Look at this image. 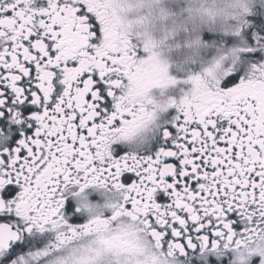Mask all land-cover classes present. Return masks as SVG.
I'll list each match as a JSON object with an SVG mask.
<instances>
[{"label":"flooded vegetation","instance_id":"af4514ba","mask_svg":"<svg viewBox=\"0 0 264 264\" xmlns=\"http://www.w3.org/2000/svg\"><path fill=\"white\" fill-rule=\"evenodd\" d=\"M143 6L0 0V264H119L130 231L172 261L264 262V30L216 52ZM217 53L257 67L215 84Z\"/></svg>","mask_w":264,"mask_h":264},{"label":"rangeland","instance_id":"374dc122","mask_svg":"<svg viewBox=\"0 0 264 264\" xmlns=\"http://www.w3.org/2000/svg\"><path fill=\"white\" fill-rule=\"evenodd\" d=\"M230 2H236L235 0H229ZM134 5L142 6L144 4L143 14H140L136 19L141 20H151L153 19L149 12L148 6H159L167 4V6L173 9L175 6L177 9L182 10V19H189L193 27V31L199 33L201 36L208 30V40L209 44L215 45V51L219 52L221 48L225 49V52H230V50L236 51L240 46L245 47V45H240L239 41H232V39L241 37V29L236 28V31L231 30V26L247 28L253 21H243L241 20L238 23L236 18L244 19L248 17H261V23H264V0H237L236 3L229 5L226 3V0H132ZM182 5V6H181ZM188 10V11H185ZM191 14V17L188 16ZM193 15V17H192ZM232 17H235L234 19ZM193 22V23H192ZM229 31H228V30ZM228 32V33H227ZM223 33H227V41L224 45L221 39H218V36ZM194 35V33H193ZM199 39L197 35V40ZM238 40V39H236ZM211 42V43H210ZM206 43V39H205ZM248 50V47H245ZM242 53V51H237ZM198 55H204L205 48H202L197 51ZM245 55V54H244ZM238 57V54H234L230 57V62L228 65L223 64L222 54L213 55V70L211 79L215 84L223 82L227 77L233 79L234 75L241 73L237 78L245 76L248 74L251 69L257 66H250L248 61L242 66L241 71L237 70V64L233 66L232 59ZM243 57L242 59H244ZM251 62V61H249ZM248 66V68H247ZM229 68V70L227 69ZM246 69V70H245ZM244 70V71H243ZM136 229V226L132 227ZM129 237H124L123 239L128 241V244L123 246L122 249H118V262L119 264H188L182 260H168L164 258L157 249L152 247L150 242L146 239L145 241L142 238H139L135 231L129 232ZM85 252V251H84ZM76 257L68 259L62 264H91L92 261L96 260V251H86L84 254L80 253ZM45 264V263H39ZM49 264V263H46ZM242 264H246L244 261ZM261 264H264L262 261Z\"/></svg>","mask_w":264,"mask_h":264},{"label":"trees","instance_id":"16d2710c","mask_svg":"<svg viewBox=\"0 0 264 264\" xmlns=\"http://www.w3.org/2000/svg\"><path fill=\"white\" fill-rule=\"evenodd\" d=\"M237 2V0H235ZM236 2H230L229 0H226V3H228L229 5H231L232 3H236ZM233 19L235 17H232ZM235 20H238V23L243 20V21H253V23L247 27V28H242V27H236V23H234V26H231V30L232 31H236V28L241 29V37L240 38H236V39H232L230 40V42L232 43V41H239L238 43L240 45H248V46H252L254 51H258L255 46H257L259 43L257 41L256 36H258L256 33H253L252 31H260V30H264V24H262L260 22V20H262L261 17H248V18H244V19H239L236 18ZM221 39V38H220Z\"/></svg>","mask_w":264,"mask_h":264}]
</instances>
